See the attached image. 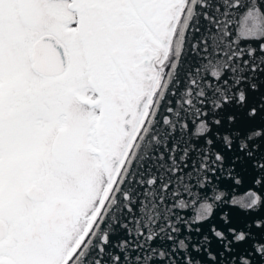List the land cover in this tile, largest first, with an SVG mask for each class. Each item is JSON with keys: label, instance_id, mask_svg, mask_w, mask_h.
<instances>
[{"label": "snow or ice", "instance_id": "6c2138e0", "mask_svg": "<svg viewBox=\"0 0 264 264\" xmlns=\"http://www.w3.org/2000/svg\"><path fill=\"white\" fill-rule=\"evenodd\" d=\"M261 86L264 2L0 0V264H264L251 231L264 216L236 228L225 215L201 236L212 205L178 211L234 146L228 176L239 184L235 165L252 160L264 187V125L211 132ZM196 119L203 144L186 135ZM231 203L251 213L264 198Z\"/></svg>", "mask_w": 264, "mask_h": 264}, {"label": "water", "instance_id": "95a60500", "mask_svg": "<svg viewBox=\"0 0 264 264\" xmlns=\"http://www.w3.org/2000/svg\"><path fill=\"white\" fill-rule=\"evenodd\" d=\"M264 2V0H256V3L259 5ZM203 23V22H202ZM195 33H192L188 37V54L187 56L182 58L181 64L178 66V74L181 78V83H183V76L185 71L187 70V66L192 64L193 58L190 51L191 43L195 42ZM253 46H256V43L253 42ZM167 71V69H166ZM178 87V86H176ZM174 86L170 85L169 93L166 94L167 99L175 100L177 97L171 96V91ZM262 97H264V86H261L259 91H250L248 93V101L247 107L240 108L235 104L226 105L222 112L218 113L219 118L223 120V124L219 129L213 127L211 132H229L233 128H241L242 130H247L250 128H259L261 125H264V101H262ZM257 107L258 112L254 119H249L246 116V113L249 108ZM162 114L166 115L167 113L162 112ZM229 114H233L237 117V121L231 127L228 125L227 116ZM189 129L186 135H190L192 137V142L197 144H203V140L199 138L197 135V128L199 126V119L196 120H188ZM208 135V134H205ZM214 138V137H213ZM260 148L258 151L254 152V160L261 161L262 156H264V141H259ZM216 148L220 149L221 144L220 141L216 140ZM242 154L237 151L234 146L231 151L225 153L226 160L224 163V172L217 171L215 178L211 179V184L206 186L205 189L200 190L201 196L199 198H188L185 197L188 203V207L184 209L178 210L180 214L185 218H192L201 210L202 204H210L212 205L211 215L204 221H199L195 226L200 227L201 232L200 235H208L211 236L210 228L215 226L217 229H225L227 226L223 222V217L225 215L230 216L231 224L230 226L236 228H243L245 224L250 221L264 216V206H262L258 211H254L251 213H246L245 210L240 209L239 204H233L231 201L233 198L238 201L247 199L250 193H255L257 196L264 198V187H261L258 184L254 183V177H257V171L253 167L252 160H245L243 164L237 163L235 165L234 172L238 173V178L240 179V183L236 184L231 177L228 176V171H232V164L235 160V157L241 156ZM195 191V189H194ZM214 193H223L221 200L214 199ZM195 200V202H193ZM251 231L254 234L256 241L264 240V230L253 227ZM193 236L196 233H192ZM252 240H249L246 244L241 245L239 247L240 252H244L245 250H251L252 248ZM212 251L214 253L220 252V246L216 243L215 240L211 242ZM227 254H224L223 259H227ZM219 259V257H218ZM221 264H223V260H221Z\"/></svg>", "mask_w": 264, "mask_h": 264}]
</instances>
